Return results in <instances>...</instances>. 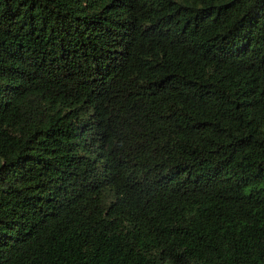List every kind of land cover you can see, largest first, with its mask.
<instances>
[{
    "label": "trees",
    "instance_id": "16d2710c",
    "mask_svg": "<svg viewBox=\"0 0 264 264\" xmlns=\"http://www.w3.org/2000/svg\"><path fill=\"white\" fill-rule=\"evenodd\" d=\"M0 264H264V0H0Z\"/></svg>",
    "mask_w": 264,
    "mask_h": 264
}]
</instances>
